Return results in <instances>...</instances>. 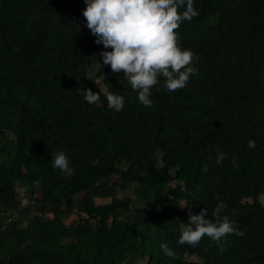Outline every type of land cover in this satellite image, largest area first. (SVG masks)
<instances>
[{"label":"trees","instance_id":"1","mask_svg":"<svg viewBox=\"0 0 264 264\" xmlns=\"http://www.w3.org/2000/svg\"><path fill=\"white\" fill-rule=\"evenodd\" d=\"M194 5L176 31L199 72L174 92L161 78L146 107L122 73L96 68L106 49L84 0H0V264H264V0ZM105 90L124 96L120 112ZM61 150L71 177L52 167ZM201 208L244 237L223 252L207 236L180 245Z\"/></svg>","mask_w":264,"mask_h":264},{"label":"clouds","instance_id":"2","mask_svg":"<svg viewBox=\"0 0 264 264\" xmlns=\"http://www.w3.org/2000/svg\"><path fill=\"white\" fill-rule=\"evenodd\" d=\"M84 3L82 14L86 27L96 37L95 43L106 49L99 53L102 63L96 60V68L101 70L107 65L112 72L122 73L144 106H152V88L161 78L164 88L174 92L185 88L190 78L198 74L195 62L199 57L191 49L179 45L176 31L183 21L190 22L199 15L194 0H84ZM76 28L79 29V25ZM82 94L90 105L101 100L100 91L83 88ZM103 95L109 109L116 112L123 109L124 96L107 90ZM247 146L255 148V141L249 140ZM227 158V153L221 150L216 162L220 164ZM231 162L238 167L235 157ZM52 167L68 177L74 175L75 170L63 150L52 157ZM207 215V208H201L199 213L189 209L188 223L181 227L180 245L196 247L207 236L223 252L227 236L244 237L245 233L228 215L221 216L219 210L212 213V219L206 218ZM161 249L175 258L176 253L167 243H162Z\"/></svg>","mask_w":264,"mask_h":264},{"label":"rangeland","instance_id":"3","mask_svg":"<svg viewBox=\"0 0 264 264\" xmlns=\"http://www.w3.org/2000/svg\"><path fill=\"white\" fill-rule=\"evenodd\" d=\"M85 73L88 74L89 77H92L94 78V82L95 84L101 89V90H104V86L103 84L101 83L100 79L98 77H96V69L93 68V67H87L85 69ZM2 158H0V161H1ZM129 196L131 199H134V194H133V191H132V188L130 187L127 191H124V192H121L119 194V197H123V196ZM104 200H99L97 199L96 202H103ZM77 218V215L76 214H72L69 219H67V222L71 219H75Z\"/></svg>","mask_w":264,"mask_h":264}]
</instances>
